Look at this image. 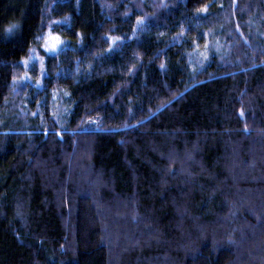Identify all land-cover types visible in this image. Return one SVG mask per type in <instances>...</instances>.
I'll return each instance as SVG.
<instances>
[{
    "label": "trees",
    "instance_id": "1",
    "mask_svg": "<svg viewBox=\"0 0 264 264\" xmlns=\"http://www.w3.org/2000/svg\"><path fill=\"white\" fill-rule=\"evenodd\" d=\"M0 264H264V0H0Z\"/></svg>",
    "mask_w": 264,
    "mask_h": 264
},
{
    "label": "rangeland",
    "instance_id": "2",
    "mask_svg": "<svg viewBox=\"0 0 264 264\" xmlns=\"http://www.w3.org/2000/svg\"><path fill=\"white\" fill-rule=\"evenodd\" d=\"M67 44L60 38L48 35L44 41L43 48L48 55H55L60 52Z\"/></svg>",
    "mask_w": 264,
    "mask_h": 264
}]
</instances>
